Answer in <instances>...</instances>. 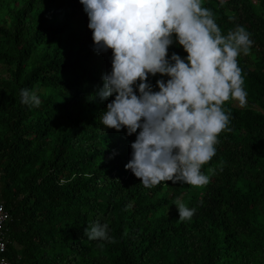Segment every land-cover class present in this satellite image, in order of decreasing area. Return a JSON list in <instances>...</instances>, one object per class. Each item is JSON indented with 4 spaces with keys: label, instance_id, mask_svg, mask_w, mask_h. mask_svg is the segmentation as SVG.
I'll return each mask as SVG.
<instances>
[{
    "label": "trees",
    "instance_id": "16d2710c",
    "mask_svg": "<svg viewBox=\"0 0 264 264\" xmlns=\"http://www.w3.org/2000/svg\"><path fill=\"white\" fill-rule=\"evenodd\" d=\"M203 6L223 35L243 26L254 40L237 58L247 105H223L231 131L201 168L208 185L148 189L126 169L140 130L99 120L114 100L95 95L113 53L94 51L80 0H0V203L12 216L11 264H264V0ZM173 40L168 58H186ZM160 79L169 77L149 75L154 91ZM24 88L38 107L21 103ZM176 198L196 208L191 221H179ZM97 221L116 243L87 239Z\"/></svg>",
    "mask_w": 264,
    "mask_h": 264
},
{
    "label": "clouds",
    "instance_id": "9594fccd",
    "mask_svg": "<svg viewBox=\"0 0 264 264\" xmlns=\"http://www.w3.org/2000/svg\"><path fill=\"white\" fill-rule=\"evenodd\" d=\"M80 3L89 18L94 51L113 53L112 71L103 75V87L95 95L101 101L113 96L114 100L99 120L117 132L126 128L129 136L140 130L126 169L148 189L167 181L193 188L208 185L210 177L201 168L216 155L219 135L231 131L230 113L223 105L229 100L242 108L247 105L237 58L250 54L251 34L238 26L223 35L203 0ZM173 37L186 58L176 53L168 58ZM157 74L169 79L157 80L159 90L154 91L148 78ZM20 97L25 105L41 104L27 88L21 89ZM173 204L179 221H191L196 208L179 198ZM84 234L91 241L117 242L107 223L97 221Z\"/></svg>",
    "mask_w": 264,
    "mask_h": 264
},
{
    "label": "built area",
    "instance_id": "2783aa9c",
    "mask_svg": "<svg viewBox=\"0 0 264 264\" xmlns=\"http://www.w3.org/2000/svg\"><path fill=\"white\" fill-rule=\"evenodd\" d=\"M12 216L4 203H0V264H11L8 253V244L6 233L7 225L11 222Z\"/></svg>",
    "mask_w": 264,
    "mask_h": 264
}]
</instances>
